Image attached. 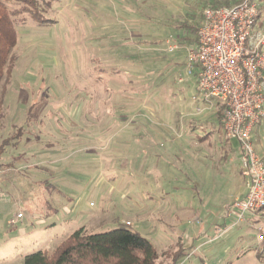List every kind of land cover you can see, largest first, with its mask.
Returning <instances> with one entry per match:
<instances>
[{"label":"rangeland","instance_id":"rangeland-1","mask_svg":"<svg viewBox=\"0 0 264 264\" xmlns=\"http://www.w3.org/2000/svg\"><path fill=\"white\" fill-rule=\"evenodd\" d=\"M213 1L53 0L44 14L53 25L26 17L16 26L17 63L0 84V146L9 140L0 157V264L51 254L79 230L121 226L152 243L158 264L185 250L182 264H264L256 258L264 215L234 225L233 194L217 178L206 200L196 164L213 158L191 155L184 137L199 94L182 40L194 35L179 27H201ZM258 4L255 29L264 32ZM261 144L256 137L254 148Z\"/></svg>","mask_w":264,"mask_h":264},{"label":"built area","instance_id":"built-area-1","mask_svg":"<svg viewBox=\"0 0 264 264\" xmlns=\"http://www.w3.org/2000/svg\"><path fill=\"white\" fill-rule=\"evenodd\" d=\"M258 1L206 8L198 44L188 50L187 57L188 73L197 72L199 97L195 100H217L223 105V133L239 145L248 192L228 208L227 217L234 225L264 215V159L252 142L253 129L264 118V32L255 29ZM22 218L18 214L10 224Z\"/></svg>","mask_w":264,"mask_h":264},{"label":"trees","instance_id":"trees-1","mask_svg":"<svg viewBox=\"0 0 264 264\" xmlns=\"http://www.w3.org/2000/svg\"><path fill=\"white\" fill-rule=\"evenodd\" d=\"M241 1L228 0L211 7H232ZM52 2L53 0H0V84L4 76L10 79V74L17 63V58L13 54L18 43L16 26L24 23L26 17L32 19L39 27L53 25L55 22L44 16L52 9ZM179 28L194 35V39H189L188 35L183 36L184 42L190 46L198 44L200 24L186 22ZM221 117L222 114L220 120ZM3 118L0 112V129ZM8 141H3L0 146V157L9 144ZM185 252L186 250L175 255L170 252L165 257L171 258V264H180L188 256ZM256 256L264 263L263 252L257 253ZM159 258L158 251L149 240L140 233L121 226L116 230L95 235L79 230L63 241L51 254L39 250L26 255L24 264H158Z\"/></svg>","mask_w":264,"mask_h":264},{"label":"crops","instance_id":"crops-1","mask_svg":"<svg viewBox=\"0 0 264 264\" xmlns=\"http://www.w3.org/2000/svg\"><path fill=\"white\" fill-rule=\"evenodd\" d=\"M226 1L228 0H214L212 3H210V5L213 6L214 4H222ZM210 5H207L206 7L209 8ZM193 47L194 46H189V48ZM197 83L198 82L196 78V85ZM189 107L190 118L185 121V128H187V132L184 133V137H187V139H189L191 142H194V146L191 148L190 154L193 155L192 153L199 151V154L205 158H213L211 165L208 164L210 162L206 161L205 163L196 164L199 168H196L198 173L195 174L198 178L197 180L199 182L203 181V183L206 185L205 199L210 201V195L213 193L212 186H210L211 183H208V181L210 182L211 179L215 180V178H217L220 183L223 181V183L226 184V188L231 190L234 201L236 199L243 198L248 192V181L242 173L240 153L238 151L237 143L234 149L232 141H229L225 138L222 130L220 114H223V105L219 101L213 100L211 102L196 101ZM220 108L222 109L221 111ZM202 116H204V118H201ZM256 137H259L260 148H263L261 146V142H264V118L253 129V146L254 139ZM255 151L264 159V150L259 151L257 146ZM229 183L234 184V187H231ZM219 202L221 201L218 200L216 203ZM249 218L257 220V218ZM261 221H264V217L261 218ZM183 262L184 260L182 263Z\"/></svg>","mask_w":264,"mask_h":264}]
</instances>
